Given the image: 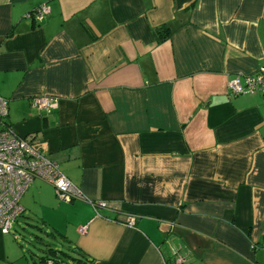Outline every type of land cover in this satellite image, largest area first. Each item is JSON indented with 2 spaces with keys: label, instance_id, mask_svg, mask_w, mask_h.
<instances>
[{
  "label": "crops",
  "instance_id": "1",
  "mask_svg": "<svg viewBox=\"0 0 264 264\" xmlns=\"http://www.w3.org/2000/svg\"><path fill=\"white\" fill-rule=\"evenodd\" d=\"M261 67L264 0H0L4 120L83 194L35 179L22 215L90 264H172L167 238L187 264H264V95L228 92Z\"/></svg>",
  "mask_w": 264,
  "mask_h": 264
},
{
  "label": "built area",
  "instance_id": "2",
  "mask_svg": "<svg viewBox=\"0 0 264 264\" xmlns=\"http://www.w3.org/2000/svg\"><path fill=\"white\" fill-rule=\"evenodd\" d=\"M49 8L42 4L29 16L41 20ZM231 95H264V67L251 75H236L228 82ZM56 101L48 96L33 99V106L38 110H48ZM7 115V100L0 95V231L10 232L13 222L22 216L24 207L21 197L30 184L39 179L50 184L58 199L71 202L83 199L81 190L75 186L58 168V165L42 155L27 137L18 135L13 127L4 120ZM100 206H104L103 203ZM134 217L129 216L126 224L132 225ZM86 227L79 231L83 232ZM172 264H187L188 253L180 243L166 239Z\"/></svg>",
  "mask_w": 264,
  "mask_h": 264
},
{
  "label": "rangeland",
  "instance_id": "3",
  "mask_svg": "<svg viewBox=\"0 0 264 264\" xmlns=\"http://www.w3.org/2000/svg\"><path fill=\"white\" fill-rule=\"evenodd\" d=\"M5 237L16 252L13 264H49L52 260L43 261L45 256L55 260L54 264H73L70 256H77L53 230L29 214L19 216ZM48 247L55 252L48 251Z\"/></svg>",
  "mask_w": 264,
  "mask_h": 264
},
{
  "label": "trees",
  "instance_id": "4",
  "mask_svg": "<svg viewBox=\"0 0 264 264\" xmlns=\"http://www.w3.org/2000/svg\"><path fill=\"white\" fill-rule=\"evenodd\" d=\"M165 28L163 27H158L155 30V35H156V39L158 42H161L163 40H165V38L167 37L168 33L165 32ZM73 252L76 253L77 256H70V259L73 261V264H90L91 260H88L83 254H80L78 251L76 252L74 249H71ZM48 251H51L52 253L55 252V250L51 249L50 247H48ZM43 261H48V260H52L49 262V264H54L55 260L49 258V257H42Z\"/></svg>",
  "mask_w": 264,
  "mask_h": 264
}]
</instances>
